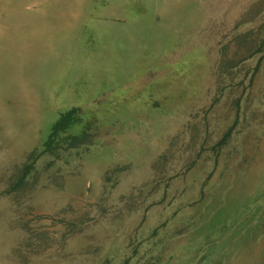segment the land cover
<instances>
[{
    "label": "rangeland",
    "instance_id": "1",
    "mask_svg": "<svg viewBox=\"0 0 264 264\" xmlns=\"http://www.w3.org/2000/svg\"><path fill=\"white\" fill-rule=\"evenodd\" d=\"M0 4V70L19 65L38 101L32 142L0 172V264H264V0Z\"/></svg>",
    "mask_w": 264,
    "mask_h": 264
},
{
    "label": "bare ground",
    "instance_id": "2",
    "mask_svg": "<svg viewBox=\"0 0 264 264\" xmlns=\"http://www.w3.org/2000/svg\"><path fill=\"white\" fill-rule=\"evenodd\" d=\"M33 1V0H32ZM35 1V0H34ZM50 1V0H49ZM52 1V0H51ZM220 1H222V0H220ZM2 2H4V1H2ZM31 2V1H30ZM78 2H79V0H78ZM82 2V1H81ZM108 2V1H107ZM110 2V1H109ZM228 2V1H227ZM32 3H34V2H32ZM54 3V2H53ZM35 4V3H34ZM33 4V5H34ZM37 4V3H36ZM44 4V3H43ZM47 4V3H46ZM49 4V3H48ZM50 4H52V3H50ZM49 4V5H50ZM78 4H80V3H78ZM83 4H84V2H83ZM109 4V3H108ZM219 4V3H218ZM223 4V3H222ZM244 4H245V2H244ZM1 5V4H0ZM38 5V4H37ZM49 5H47V6H49ZM77 5V4H76ZM228 5V4H227ZM35 6V5H34ZM79 6H81V4L79 5ZM78 6V7H79ZM109 6V5H108ZM219 6V5H218ZM7 7V6H6ZM10 7H12V6H10ZM19 7V6H18ZM17 7V8H18ZM21 7V6H20ZM19 7V8H20ZM30 7V6H29ZM41 7V6H40ZM21 8H23V7H21ZM31 8H32V6H31ZM48 8V7H47ZM47 8H45V10L47 9ZM76 8V7H75ZM75 8H74V11L73 12H75L76 10H75ZM91 8V7H90ZM12 9H14V8H12ZM42 9V8H41ZM49 9V11H50V8H48ZM77 9V8H76ZM80 9V8H79ZM218 9V8H217ZM24 10V9H23ZM22 10V11H23ZM34 10V9H33ZM42 10H44V9H42ZM72 10V9H71ZM6 11H7V9H6ZM6 11H4L5 13H6ZM39 11H41V10H39ZM80 12H81V10H79ZM96 11V10H95ZM236 11V10H235ZM21 11H19L18 13H20ZM71 12V11H70ZM76 12H78V11H76ZM79 12V13H80ZM234 12V11H233ZM31 13H32V11H31ZM40 13V12H39ZM7 14H9V13H7ZM36 14V13H35ZM38 14V13H37ZM41 14H43V13H41ZM25 15V14H24ZM71 15H73V14H71ZM21 16V15H20ZM19 16V18L21 19V17ZM27 16V15H26ZM35 15H33V17H34ZM44 16H46V15H44ZM230 16V15H229ZM24 17V16H23ZM23 17H22V19H23ZM37 17H38V15H37ZM36 17V18H37ZM39 17H41V16H39ZM51 17V16H50ZM56 17V16H55ZM74 17V16H73ZM17 18V17H16ZM15 18V19H16ZM35 18V17H34ZM48 18V17H47ZM46 18V19H47ZM53 18H54V16H53ZM2 19V18H1ZM10 19V18H9ZM21 19V22L22 21H24V19L22 20ZM42 19V18H41ZM140 19V18H139ZM14 20V19H13ZM12 20V21H13ZM17 20V19H16ZM65 20H67V18L65 19ZM145 20V19H144ZM18 21V20H17ZM36 21V20H35ZM72 21V20H71ZM14 23H15V21H13ZM12 22V23H13ZM32 22V21H31ZM55 22H57L56 20H55ZM54 22V23H55ZM76 22V21H75ZM10 23V22H9ZM17 23V22H16ZM42 23V22H41ZM47 23H49V21H47ZM58 23V22H57ZM56 23V24H57ZM59 23H60V21H59ZM61 23H62V21H61ZM2 24H3V22H2ZM7 24V23H6ZM46 24V23H45ZM51 24H53V22H52V20H51V23H50V25ZM56 24H53V25H56ZM63 24V23H62ZM9 25V24H8ZM11 25V24H10ZM32 25V24H31ZM49 25V26H50ZM26 26V25H25ZM56 26H59L58 24L56 25ZM256 26V25H255ZM2 27V26H1ZM27 27H28V25H27ZM5 28V27H4ZM8 28V27H7ZM10 28V27H9ZM57 28V27H56ZM60 28V27H59ZM125 29V28H124ZM1 30V29H0ZM3 30H5V29H3ZM6 30H8V29H6ZM5 30V31H6ZM59 30V29H58ZM2 31V30H1ZM7 32V31H6ZM47 32H49V31H47ZM145 32V31H144ZM7 34V33H6ZM54 34V33H53ZM55 35V34H54ZM74 35H77V34H74ZM27 36H29V35H27ZM44 36L45 35H43L41 32H39V33H37V34H35L34 33V38H36V40H37V38L39 39V41H40V43L41 42H43L44 44L46 43V44H50L49 43V41L46 39V38H44ZM26 37V36H25ZM73 38H75L74 36H73ZM76 39V38H75ZM24 40L25 39H23V38H21L20 36L17 38L16 37V42L14 43L15 44V46H12V47H18V46H22L23 44V42H24ZM48 41V42H47ZM76 41V40H75ZM147 41V40H146ZM35 42V41H34ZM37 42V41H36ZM25 43V42H24ZM8 44V43H7ZM2 45V44H1ZM34 45V44H33ZM39 45V44H38ZM32 46V45H31ZM29 47V46H28ZM42 47H44V46H40V47H38V48H36V50L34 51V49L33 50H31V49H29V48H27V47H18V48H21V49H23V50H26V51H28L30 54L31 53H33V54H31V56L33 57L32 59H31V61H33V59H39V54H40V51L43 49ZM57 47V46H56ZM2 48V47H1ZM0 48V49H1ZM60 48V47H59ZM15 49V48H14ZM66 49H67V47H66ZM4 50H6V49H4ZM10 50V49H9ZM13 50V49H12ZM18 50V49H17ZM23 50H21V53H23L22 51ZM50 49H47L46 51H49ZM53 50H56V48L55 49H53ZM68 50V49H67ZM14 51V50H13ZM57 51V50H56ZM59 52L61 51V49L60 50H58ZM62 51H64V50H62ZM2 52V51H1ZM4 52V51H3ZM2 52V53H3ZM43 52H45V51H43ZM1 53V54H2ZM47 54H49L50 53V51H49V53L48 52H46ZM65 53H67V52H64V54ZM15 54V53H14ZM18 54H19V51H18ZM17 54V55H18ZM3 55V54H2ZM20 55V54H19ZM22 56V58L24 59V63H25V60L26 59H28L29 58V54H21ZM60 55V54H59ZM14 56V55H13ZM4 58L5 57H8V56H3ZM21 57H19V58H21ZM61 57V56H60ZM66 56H64V58H65ZM2 58V57H1ZM10 58V57H9ZM9 58H7V59H9ZM18 58V57H17ZM48 58V57H47ZM68 58V57H67ZM11 59V58H10ZM9 59V60H10ZM57 59V58H56ZM61 59V58H60ZM63 60V59H62ZM29 61V60H28ZM28 61H26V62H28ZM42 61V60H41ZM48 61V60H47ZM3 62V61H2ZM43 62H44V60H43ZM55 62H57V61H55ZM54 62V63H55ZM2 64V63H1ZM0 64V68H1V66H3V65H1ZM22 64H23V62H22ZM21 64V65H22ZM37 64V63H36ZM40 64V63H39ZM38 64V65H39ZM52 64V63H51ZM10 65H13L11 68H12V71H13V73L15 74V76L16 77H14L13 79H9L8 78V72L6 73V72H4L2 69V71L0 70V138L4 141V142H6L7 143V141H8V143L10 144V142H11V140H12V142H11V144H13V149L11 148V149H7V147H6V149H4L3 151H1L0 152V172L3 170V168H5V167H9L11 164H12V162L14 161V162H16L15 161V159H19L20 157H21V153L23 152V149L25 148V146L28 144H30L31 142H32V136H31V131H32V126L35 124L33 121H34V117H35V115H36V113H37V108H38V101H37V96H36V91L34 90V88L32 87V82H29V84H26L25 82H24V80H22V78H20L18 75V73H17V71H18V68H17V66H19V65H14V64H10ZM20 65V66H21ZM43 65V64H42ZM45 65H47L46 63H45ZM61 65V64H60ZM60 65H59V63L57 64V67L59 68L60 67ZM53 66V65H52ZM22 67V66H21ZM44 67V66H43ZM57 67H55L54 66V68L56 69ZM64 67V66H63ZM45 68V67H44ZM43 68V69H44ZM49 68H51V66L49 67ZM46 69V68H45ZM44 69V70H45ZM48 69V68H47ZM54 69V70H55ZM63 69V68H62ZM50 70V69H49ZM51 70L53 71V68H51ZM11 71V72H12ZM43 71V70H42ZM57 72V71H56ZM31 73V72H30ZM46 73V72H45ZM47 73H49V72H47ZM49 74H51V73H49ZM54 74V73H53ZM55 75H56V73H55ZM31 76V75H30ZM52 76V75H51ZM57 76H58V74H57ZM57 76H56V78H57ZM37 79H38V77H36ZM52 78V77H51ZM56 78H54V79H56ZM29 79H30V81H31V78L29 77ZM54 79L52 80V81H54ZM51 81V82H52ZM54 84V83H53ZM44 88V87H43ZM50 88V87H49ZM48 88V84H47V88L46 89H49ZM54 88V87H53ZM56 88V87H55ZM47 91V90H46ZM44 92V90L41 92V93H43ZM49 92V91H48ZM54 92V91H53ZM44 94V93H43ZM2 95H5L6 97H5V99H4V96L2 97ZM46 96V95H45ZM52 96V95H51ZM8 98H11L12 100H13V102H14V110H16V112H18L17 113V115L13 118V115H11V113H10V110H7V108H6V104H5V100L6 99H8ZM56 98V97H55ZM65 99V98H64ZM196 105V104H195ZM173 108V107H172ZM16 114V113H15ZM137 115V114H136ZM163 121V120H162ZM18 122L20 123H22V124H25V126L23 127V130H21V132H22V135L21 136H19V141L18 142H15V141H17V139H18V137L16 136V137H14V136H12V137H10L11 136V131H7V129L9 130V128H17L18 127ZM131 122V121H130ZM28 124V125H27ZM29 127V128H28ZM162 128V127H161ZM42 129V128H41ZM134 129V128H133ZM17 130H18V128H17ZM77 132V131H76ZM172 132V131H171ZM28 133V134H27ZM137 134V133H136ZM164 135V134H163ZM167 135V134H166ZM146 136V135H145ZM154 136V135H153ZM171 136V135H170ZM15 139H14V138ZM23 137H26V139L25 140H23ZM28 137V138H27ZM137 137V136H136ZM13 138V139H12ZM161 138V137H160ZM141 139V138H140ZM155 139V138H154ZM159 139V138H158ZM23 141V142H20V141ZM43 140V139H42ZM223 140V139H222ZM92 142V141H91ZM139 143V142H138ZM137 143V144H138ZM159 143V142H158ZM136 144V143H135ZM42 145V144H41ZM40 146V145H39ZM88 146V145H87ZM135 147H137V146H135ZM36 148V147H35ZM134 148V147H133ZM40 149H42V148H40ZM129 149V148H128ZM169 149V148H168ZM85 150V149H84ZM131 150H132V148H131ZM33 151V150H32ZM42 151H43V149H42ZM134 151H135V149H134ZM40 152V151H39ZM87 152V151H86ZM82 153V152H81ZM73 155V154H72ZM74 156V155H73ZM84 156V155H83ZM90 156V155H89ZM96 156V155H95ZM106 156V158H107V155H105ZM86 157V156H85ZM111 157V156H110ZM84 158V157H83ZM82 158V159H83ZM105 158V159H106ZM66 159V158H65ZM68 159V158H67ZM88 159V158H87ZM95 159H97V158H95ZM101 159V158H100ZM99 159V160H100ZM104 159V162L106 161ZM72 160V159H71ZM98 160V159H97ZM96 160V161H97ZM114 160V159H113ZM74 161V160H73ZM88 161V160H87ZM96 161H94V163H96ZM67 162H68V160H67ZM79 162V161H78ZM83 162V161H82ZM86 162V161H85ZM97 162H101V161H97ZM113 162V161H112ZM50 163V162H49ZM61 163V162H60ZM55 164V163H54ZM102 164V163H101ZM109 164V163H108ZM27 165H29V164H27ZM56 166V165H55ZM112 167V166H111ZM114 167V166H113ZM35 168V167H34ZM63 168V167H62ZM18 169V168H17ZM117 169V168H116ZM258 169V168H257ZM39 170V169H38ZM48 170V169H47ZM13 171V170H12ZM18 171V170H17ZM138 171V170H137ZM134 172V171H133ZM37 173V172H36ZM22 174V173H21ZM19 175V174H18ZM34 175V174H33ZM37 175V174H36ZM23 176V175H22ZM77 176H78V174H77ZM29 178V177H28ZM35 178H38V177H35ZM29 179H31V177L29 178ZM52 179V178H51ZM106 179V178H105ZM9 180V179H8ZM101 180H102V178H101ZM12 181V180H11ZM10 181V182H11ZM17 181H19V180H17ZM24 181H26V179L24 180ZM57 181V180H56ZM104 181V180H103ZM35 182V181H34ZM244 182V181H243ZM25 183V182H24ZM251 183V182H250ZM107 184V183H106ZM242 184V183H241ZM25 185H27V184H25ZM24 185V186H25ZM33 185H35V184H33ZM32 185V186H33ZM100 185H101V183H100ZM243 185V184H242ZM31 186V185H30ZM30 186H28L29 188H30ZM60 186H63V185H60ZM87 187V186H86ZM104 187V186H103ZM242 187V186H241ZM11 188V187H10ZM28 188V189H29ZM243 188V187H242ZM13 189V188H12ZM21 189V188H20ZM60 189H62V188H60ZM231 189V188H230ZM59 190V189H58ZM104 190H106V189H104ZM16 191V190H15ZM229 191V190H228ZM264 191V190H263ZM45 192V191H44ZM104 192H106V191H104ZM230 192V191H229ZM229 192H228V194H229ZM9 193V192H8ZM60 194H61V192H59ZM86 193V192H85ZM239 193V192H238ZM5 194V193H4ZM17 194V193H16ZM15 194V195H16ZM19 194V193H18ZM43 194V193H42ZM45 194V193H44ZM69 194V193H68ZM89 194V193H88ZM99 194H101V193H99ZM24 195V194H23ZM48 195V194H47ZM70 195V194H69ZM95 196H97L96 194H95ZM98 196H100V195H98ZM238 196V195H237ZM250 196V195H249ZM55 197V196H54ZM216 197V196H215ZM43 198L46 200L47 198H46V196H43ZM68 198V197H67ZM71 198V197H70ZM216 198H214L213 200H212V202H211V204H215L216 203V201L218 200H215ZM83 200H85V199H83ZM56 201V200H55ZM66 201V200H65ZM234 201H236L235 199H234ZM234 201L232 200V201H229V198H226V197H224V199L222 200V199H220L219 200V202L220 203H218V205L219 204H221V203H223L225 206L227 205V204H231L232 202L234 203ZM72 202V201H71ZM76 202V201H75ZM40 203H42V202H40ZM84 203V202H83ZM232 203V204H233ZM5 204H6V201H3L2 202V205L0 206V210H1V212L0 213H2L5 209ZM210 204V203H209ZM240 204V203H239ZM63 205V204H62ZM89 205V204H88ZM91 205V204H90ZM95 205V204H94ZM31 206V205H30ZM32 206H34V205H32ZM67 205H65V207H66ZM93 206V205H92ZM224 206V211L226 210V207ZM214 207V206H213ZM229 207H230V205H229ZM28 208H29V206H28ZM48 208V207H47ZM63 208V207H62ZM67 208V207H66ZM88 209H90V208H88ZM45 210V209H44ZM82 210V209H81ZM32 211V210H31ZM47 211V210H46ZM60 211V210H59ZM58 211V212H59ZM80 211V210H79ZM61 212V211H60ZM59 212V213H60ZM78 212V211H77ZM76 212V213H77ZM26 215H28V214H26ZM63 215V214H62ZM71 215V214H70ZM1 216V215H0ZM43 216V215H42ZM73 216V215H72ZM89 216V215H88ZM176 216V215H175ZM57 217V216H56ZM44 218H46V217H44ZM85 218V217H84ZM201 218V217H200ZM69 219V218H68ZM56 220V219H55ZM79 220V219H78ZM82 220H83V218H82ZM23 221V220H22ZM90 221V220H89ZM194 221V220H193ZM21 225V224H20ZM25 225H26V222H25ZM56 225V224H55ZM59 226V225H58ZM26 228V227H25ZM28 228V227H27ZM35 228V227H34ZM39 228V227H38ZM15 229V228H14ZM20 229V228H19ZM40 229V228H39ZM21 231V230H20ZM28 231V230H27ZM30 231V230H29ZM28 231V232H29ZM34 231V230H33ZM48 232V231H47ZM57 232V231H56ZM57 233H59V232H57ZM71 233V232H70ZM26 234V233H25ZM41 234V233H40ZM28 235V234H27ZM34 235V234H33ZM165 235V234H164ZM37 236H39V235H37ZM43 237V236H42ZM38 238V237H37ZM41 238V237H40ZM60 238H61V236H60ZM31 239V238H30ZM39 239V238H38ZM42 239V238H41ZM57 239V238H56ZM23 240V239H22ZM34 242V241H33ZM76 242V241H75ZM78 242V241H77ZM28 243V242H27ZM31 243V242H30ZM46 243V242H45ZM81 243V242H80ZM79 243V244H80ZM96 243V242H95ZM17 244H19V243H17ZM36 244V243H35ZM47 244V243H46ZM76 244V243H75ZM21 245V244H20ZM53 246V245H52ZM51 246V247H52ZM61 246V245H60ZM156 246V245H155ZM192 246V245H191ZM18 247V246H17ZM32 247V246H31ZM34 247V246H33ZM45 247V246H44ZM41 249V248H40ZM20 250V249H19ZM34 250V249H33ZM37 249H35V251H36ZM39 250V249H38ZM13 251H15V250H13ZM25 252V251H24ZM47 252V251H46ZM26 253V252H25ZM40 253V252H39ZM149 253V252H148ZM16 254H18V253H16ZM27 254V253H26ZM61 254V253H60ZM74 254V253H73ZM14 255H15V253H14ZM29 255H30V253H29ZM32 255H35V254H32ZM47 255V254H46ZM18 256V255H17ZM16 256V257H17ZM54 256V255H53ZM79 256V255H78ZM193 256V255H192ZM5 257H7V256H5ZM31 257V256H30ZM52 257V256H51ZM3 258V257H2ZM32 258V257H31ZM36 258H37V256H36ZM29 259V258H28ZM44 259V258H43ZM56 259V258H55ZM50 260V259H49ZM7 261V260H6ZM32 261V260H31ZM29 262V261H28ZM19 263V262H18ZM137 263V262H136ZM19 264H21V263H19Z\"/></svg>",
    "mask_w": 264,
    "mask_h": 264
},
{
    "label": "trees",
    "instance_id": "3",
    "mask_svg": "<svg viewBox=\"0 0 264 264\" xmlns=\"http://www.w3.org/2000/svg\"><path fill=\"white\" fill-rule=\"evenodd\" d=\"M79 121L78 111L76 109L63 113L59 120L54 124L52 128V133L48 142L46 143L47 151L53 150V147L56 142V138L63 133H66L71 129L72 126L75 125ZM223 144V141L222 143ZM31 166L27 168V173H29Z\"/></svg>",
    "mask_w": 264,
    "mask_h": 264
}]
</instances>
